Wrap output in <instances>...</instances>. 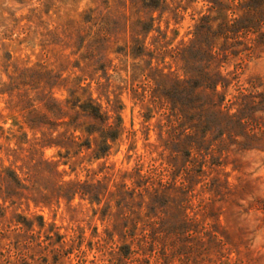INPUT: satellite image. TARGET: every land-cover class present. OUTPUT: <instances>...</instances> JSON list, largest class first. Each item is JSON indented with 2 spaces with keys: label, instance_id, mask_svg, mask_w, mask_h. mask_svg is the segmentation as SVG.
<instances>
[{
  "label": "rangeland",
  "instance_id": "1",
  "mask_svg": "<svg viewBox=\"0 0 264 264\" xmlns=\"http://www.w3.org/2000/svg\"><path fill=\"white\" fill-rule=\"evenodd\" d=\"M208 14L228 36L209 70L229 84L204 112L170 82H197L175 50ZM173 100L206 119L191 147L169 141ZM109 124L96 156L86 127ZM142 175L175 184L139 196ZM189 218L207 264H264V0H0V264H111L144 223Z\"/></svg>",
  "mask_w": 264,
  "mask_h": 264
},
{
  "label": "trees",
  "instance_id": "2",
  "mask_svg": "<svg viewBox=\"0 0 264 264\" xmlns=\"http://www.w3.org/2000/svg\"><path fill=\"white\" fill-rule=\"evenodd\" d=\"M158 1L159 0H148V3L154 7ZM220 6V2L213 4L208 8V11L219 12L221 10ZM213 21L214 20L209 17V14L202 16L199 19V24L195 26L194 31L192 32L193 38L190 40L188 45L184 48H178L175 50V56L180 57V59L185 63L188 71H198L197 82H193L191 80L182 82L175 80L170 82L171 87L175 86L180 93H186L190 97H193V95L199 96L200 98L202 97L203 100L201 101L200 107H203L204 112L210 111L215 104L213 101L215 96H218L216 90L217 85L221 84V86L226 87L229 84V82L224 77L219 75L218 72L211 73L209 70L210 67H212L214 63L219 62L220 59H226L225 43L219 47L217 45V40L219 37H224L225 40L228 38L226 33V23L220 25V30L214 31L212 29ZM216 67L218 66H213V68ZM192 83L193 86L191 89L187 90V86L190 88ZM197 89L200 91H196ZM237 90L241 93V85L238 83ZM172 104L173 106H171L170 109L171 113L169 114L170 121H168V126L170 127L167 132L169 141H174L178 148L182 145L183 147H186V145H184V141H190L189 146L191 147V141L197 138L199 128L206 121V119H203V116H199L198 119H195L194 116L196 113H193V117L187 116L186 113L189 111L185 109L186 106L178 100H173ZM79 107L82 110L84 117L90 118L100 125H104L106 123L107 117L101 113L100 106L95 104L91 98H88V101L79 105ZM204 107H206V109H204ZM192 108L193 107L190 106L189 110ZM44 115L47 118V115ZM77 116L80 115L77 113ZM171 117H175V119L171 120ZM47 119V121L50 120L49 118ZM70 123H72L74 129H77L83 122L80 123L78 117H75L71 119ZM111 128V124L107 125V128H96L95 125L86 127L85 131L89 134L100 131L99 137L101 139L98 144L96 156L107 150L108 146L104 144L106 139L108 137H115V133ZM186 133H188V135H186ZM182 135L185 136L183 139L184 141L181 140ZM87 146L90 147V142H88ZM180 150L182 151L180 148L175 154L173 153V158L178 156V152ZM188 154L190 155L191 151H189ZM168 164H171V162H168ZM139 171L140 169L137 170V173H139ZM155 171V167L150 170V172ZM199 171H201V169ZM141 178H144V181L143 184H137V190H139L137 195L143 196L144 193H151L154 199H158L159 196V198L163 197L165 193L171 189V186L175 184V179L165 182L158 181L156 185L154 181H151V177L142 175ZM72 186H78L79 188L74 187L77 190H82L85 187L84 184L81 185L79 183L72 184ZM182 189H184L183 182ZM135 190L136 188H133L131 193L132 195ZM132 213H134L133 210L130 214ZM130 214H126V216L124 215L126 222H128ZM183 224L186 228L184 226L172 228L162 220H153L144 223L139 232L141 237L134 238L135 245H125L124 250L119 248L117 253L113 255L115 258H112L109 262L111 264H207L204 261V258H200V255L201 253H206L205 251L209 250V247H204L202 237L194 235L196 233L195 230H193L194 232L189 231L190 226L193 224V219L191 220V218H189L188 221ZM136 225L137 223L135 221L134 227L132 228L133 236L136 230H138ZM180 228L182 230H180ZM185 233L187 234V237L185 236L186 238H183L182 235ZM168 240L169 242H167ZM186 243L192 244L187 245ZM19 254L21 253L18 252V255Z\"/></svg>",
  "mask_w": 264,
  "mask_h": 264
}]
</instances>
